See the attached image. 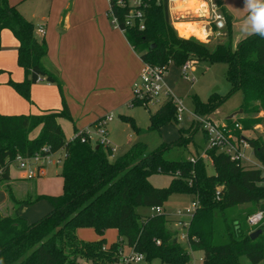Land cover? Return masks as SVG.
Here are the masks:
<instances>
[{
  "label": "trees",
  "instance_id": "obj_1",
  "mask_svg": "<svg viewBox=\"0 0 264 264\" xmlns=\"http://www.w3.org/2000/svg\"><path fill=\"white\" fill-rule=\"evenodd\" d=\"M146 4L145 29L128 27L125 33L144 63L162 67L175 62L181 67L188 60H195L228 65L229 93H213L206 102L194 96L195 114L212 115L238 91L243 94V112H264V36L254 33L235 48L218 43L211 50L209 44L177 30L182 37L178 35L170 19L169 0H146ZM222 11L227 19V36L232 41V17ZM4 30H10L20 44L17 62L25 78L10 84L21 96L30 101V88L39 79L60 85L59 78L45 65L46 42L35 36V25L10 0H0V40ZM60 117L70 118L66 103L61 112L0 115V184L15 207L10 215L0 212V264H119L125 246L143 254L144 264H190V252L179 241L178 231L169 226L172 221L165 212H137L139 207L164 208L166 197L172 193L192 195L199 203L188 228V244L192 252L204 254L203 264H241L242 257L251 264H264V223L258 227L262 232L254 240L247 223L250 215L264 209L261 171L232 161L218 149L206 151L215 169L213 175L208 174L203 157L191 163L164 156L174 146L187 147L193 142L195 133L202 128L199 122L180 128V138L174 143H164L148 154L145 144H135L112 160L111 150L103 146L79 139L68 142L58 122ZM124 121L140 132L131 117H124ZM246 122H241L242 128L229 123L234 139L245 138L244 132L253 129L258 120ZM169 124H179L171 99L150 114L151 130L160 131ZM38 129L39 135L30 138ZM245 139L264 165V142L260 138ZM46 145L52 154L65 153L60 173L63 193L28 197L26 204L47 200L52 206L38 222L29 223L17 212L23 201L14 197L8 184L10 166L17 157H30ZM154 175L170 176L169 186H153L150 179ZM246 205L250 206L246 213L235 215L238 207ZM81 228L94 229L102 239L81 240L77 233ZM110 229L118 232L119 241L107 247L105 234Z\"/></svg>",
  "mask_w": 264,
  "mask_h": 264
},
{
  "label": "crops",
  "instance_id": "obj_2",
  "mask_svg": "<svg viewBox=\"0 0 264 264\" xmlns=\"http://www.w3.org/2000/svg\"><path fill=\"white\" fill-rule=\"evenodd\" d=\"M220 2L233 18V28L238 34L234 41L237 46L248 33L247 20H241L237 15L239 10L232 2ZM10 3L18 5L21 14L35 25V36L46 42L45 65L59 78L60 85L39 81L30 88V101L21 96L10 84V81L20 83L25 78L24 70L17 62L20 44L10 30H4L0 40V115L61 112L66 103L70 118L60 117L58 122L68 142L78 131H95L100 119L112 115L113 121L108 125V139L112 144L109 126L116 117L124 123V117H131L134 85L140 78L144 62L125 34L112 27L107 17V0H10ZM169 11L176 31L189 32L199 39L211 35L206 0H169ZM39 27L45 30L43 36L37 33ZM253 156L252 150V156L248 158L253 161ZM12 165L8 184L16 199L23 188L29 197L43 195L38 188L32 191L26 186L36 179L13 176ZM244 165L248 166V163L244 162ZM3 193L5 199L0 202V212L10 215L14 212V203L5 190ZM17 212L24 217L21 206ZM81 232L84 233L80 229L77 231L78 234Z\"/></svg>",
  "mask_w": 264,
  "mask_h": 264
},
{
  "label": "rangeland",
  "instance_id": "obj_3",
  "mask_svg": "<svg viewBox=\"0 0 264 264\" xmlns=\"http://www.w3.org/2000/svg\"><path fill=\"white\" fill-rule=\"evenodd\" d=\"M232 2L239 11L237 15L241 16V20H247L251 15L250 11L245 7V0H228ZM236 3V4H235ZM238 4V5H237ZM221 9H223L221 5ZM225 11V10H224ZM249 13V14H248ZM224 14V13H223ZM225 16V14H224ZM238 18V17H237ZM226 19V16H225ZM232 27H233V18H232ZM215 27L210 23L208 29L210 30V36L206 38L199 39L193 36L191 33H184L190 37H193L195 40L209 44L211 50H214L218 43H225L228 45H233L235 48L234 41L237 39V32L233 28V39H230L227 36V19L226 27L217 32ZM178 33V32H177ZM179 35V33H178ZM244 35L243 38H245ZM180 36V35H179ZM182 37V36H180ZM211 42V44H210ZM228 70V65L225 63H216V64H207L205 62H200L196 64L195 70L191 73V78L187 79L183 74V65L180 67L175 62H172L169 66L168 72L165 75V82L168 88L171 90L172 94L176 98H180L184 101V105L189 110V112L194 113V104L192 98L197 96L200 100L206 102L213 93H218L220 95H227L230 90V84L227 81L226 74ZM162 101L151 105L149 109L143 107L142 105H136L131 109L130 116L135 122L136 127L140 129V132H136L134 127L127 122H121L120 118L116 117L115 121L110 124V139L112 141L113 147L116 149L114 157L112 160L126 154L135 144H145L147 147V154L158 149L162 144H171L176 142L180 138L179 129L180 128H189L192 124L197 125L198 121L191 122L189 114L186 115L184 122L179 124H169L164 126L160 131H153L150 129V114H154L158 109L163 105L164 100L163 96L161 97ZM243 104V94L241 91L235 92L232 94L226 102L212 115L210 118L218 123L225 125H230L229 123H247L246 120L257 119L258 122L255 123L253 129L244 132V135L248 139L260 138L264 142V112L260 113H245L241 106ZM197 115V114H196ZM200 117V115H197ZM228 117H233L232 119ZM250 123V122H248ZM39 135V132L33 131L30 134V138H35ZM208 150V145L206 142V137L202 128H199L195 133L194 140L187 147L185 146H174L168 149L164 156L169 160H190L192 157H203L205 152ZM247 156H252V150H246ZM253 161L260 166V162L256 157H252ZM65 160V153L61 151L53 156V161L55 163L46 165L45 173L40 178H33L36 181L26 185L31 188L32 191H35L38 188V192L43 195H61L63 193V180L58 176L63 169V164ZM61 161V163H56ZM208 174L213 175L215 173L214 166L212 161L206 160ZM17 165V166H16ZM32 166V165H31ZM12 174L16 176L17 174L24 177V170H21L17 162H13L12 165ZM151 183L155 187L165 188L168 187L171 182V177L167 175H154L150 179ZM3 186L0 184V202L5 199L3 193ZM27 191L24 188L20 191L21 196L17 197V200L23 201L21 206L22 215L30 222L36 223L47 215L51 210L52 206L47 200L39 201L35 204H26L24 201L28 199ZM195 201V197L185 193H172L168 195L164 202V212L167 214L170 223V227L173 230H178L176 222L179 219L190 220L187 217L180 218L178 217L179 211H185L190 208L192 202ZM19 206V207H20ZM250 206H240L235 210V215L244 214L248 211ZM137 212L140 214H152L154 213L151 209L139 207ZM258 229V228H257ZM255 229V230H257ZM81 231H84L82 234H78L79 238L85 242H98L102 238L101 236L91 228H81ZM106 246H110L112 243L119 241L118 232L114 229L108 230L105 234ZM182 246L190 252L191 261L190 264H202L200 259H204V254L202 252H192L187 242L181 241ZM125 257L130 256L132 251L129 247L125 246L123 251ZM121 260V259H119ZM119 262V261H118ZM82 264H91L87 261H82ZM119 264H124L121 260ZM154 264H159L155 262ZM241 264H251V262L246 257L241 258Z\"/></svg>",
  "mask_w": 264,
  "mask_h": 264
},
{
  "label": "built area",
  "instance_id": "obj_4",
  "mask_svg": "<svg viewBox=\"0 0 264 264\" xmlns=\"http://www.w3.org/2000/svg\"><path fill=\"white\" fill-rule=\"evenodd\" d=\"M107 2L109 6L107 17L109 18L114 29L121 31L124 34L126 33V28L128 27L137 26L140 30L145 29V9L147 6L146 0H107ZM206 2L207 9L210 14V23L215 27L216 30H223L226 27V19L219 4V0H206ZM37 33L43 36L45 34L44 28L39 27ZM197 63L198 62L195 60H188L186 63H184L183 74L187 79L191 78L190 75L195 70ZM168 69L169 66L160 67L144 63L140 78L134 85L135 98L132 106L138 103L149 109L151 105L160 103L162 101V96L164 102L168 99H171L177 109L178 123L184 122L186 115L189 114V118L192 121H198L204 130L207 138L208 150L218 149L220 152L229 156L232 161L239 162L241 164L247 162L248 167L260 170V186L264 187V165L260 164V166H258L254 161L248 158L246 155V150L250 149L251 147L247 140L245 138L241 140L234 139L230 125H225V123L218 124L214 122L210 116L199 117L195 113L189 112V110L184 105V101L180 98L174 97L165 82V75L167 74ZM39 81L42 80L39 79ZM112 121L113 116L108 115L98 121L95 131H78L70 142L79 139L82 143H90L93 146H103L106 149H110L112 156H114L116 149L108 139V125ZM232 124H236V127L242 128L239 123ZM54 155L55 154L50 153V148L46 145L34 155L30 157L19 156L14 162H17L19 168L24 170L25 179H33L38 178L44 173L46 165L55 163L53 161ZM203 159L211 160L206 152L203 156ZM189 161L191 163H196L197 157H192ZM56 163H61V161ZM198 207L199 203L195 200L192 202L190 208L186 209L185 211L178 212V217H187L190 219H179L176 222V225L178 226L177 231L179 233L178 238L180 242H189L188 228L190 226V221L194 217ZM152 211L156 214H162L164 213V208L156 207L153 208ZM247 223L252 232L256 231L255 229L264 223V209H261L250 215L247 219ZM157 244H160V242L158 241ZM123 253L124 252L121 254V260L124 264L145 263V256L141 253L132 251V254L127 257L123 256ZM203 261V258L200 259L202 264Z\"/></svg>",
  "mask_w": 264,
  "mask_h": 264
},
{
  "label": "clouds",
  "instance_id": "obj_5",
  "mask_svg": "<svg viewBox=\"0 0 264 264\" xmlns=\"http://www.w3.org/2000/svg\"><path fill=\"white\" fill-rule=\"evenodd\" d=\"M245 7L251 15L245 23L248 27V34H259L264 36V0H245Z\"/></svg>",
  "mask_w": 264,
  "mask_h": 264
},
{
  "label": "water",
  "instance_id": "obj_6",
  "mask_svg": "<svg viewBox=\"0 0 264 264\" xmlns=\"http://www.w3.org/2000/svg\"><path fill=\"white\" fill-rule=\"evenodd\" d=\"M243 111H240L239 113L241 114ZM233 117H230V119H232ZM262 230H257V231H254L252 234H251V238L254 240L256 239L260 234H261Z\"/></svg>",
  "mask_w": 264,
  "mask_h": 264
},
{
  "label": "bare ground",
  "instance_id": "obj_7",
  "mask_svg": "<svg viewBox=\"0 0 264 264\" xmlns=\"http://www.w3.org/2000/svg\"><path fill=\"white\" fill-rule=\"evenodd\" d=\"M206 36V35H205Z\"/></svg>",
  "mask_w": 264,
  "mask_h": 264
}]
</instances>
